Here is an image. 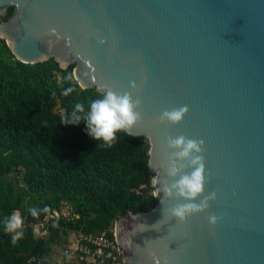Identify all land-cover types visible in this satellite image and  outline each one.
<instances>
[{"label": "water", "instance_id": "obj_1", "mask_svg": "<svg viewBox=\"0 0 264 264\" xmlns=\"http://www.w3.org/2000/svg\"><path fill=\"white\" fill-rule=\"evenodd\" d=\"M0 39L24 66L75 65L83 90L139 101L125 133L149 143L157 205L116 221L122 264H264V0H0ZM184 105L181 122L160 120ZM181 135L204 142V192L191 202L215 193L185 222L172 209L190 201L165 192L193 170L168 145Z\"/></svg>", "mask_w": 264, "mask_h": 264}, {"label": "trees", "instance_id": "obj_2", "mask_svg": "<svg viewBox=\"0 0 264 264\" xmlns=\"http://www.w3.org/2000/svg\"><path fill=\"white\" fill-rule=\"evenodd\" d=\"M14 16L10 8L1 22ZM75 68L62 70L53 59L24 66L0 39V264H59L54 248L70 233L114 232L119 218L157 205L148 141L121 132L110 147H98L83 123H62L76 103L87 108L100 94L79 86ZM45 206L36 217L29 212ZM66 207L79 219L54 221L49 238H37L35 227ZM13 212L25 226L16 243L3 225Z\"/></svg>", "mask_w": 264, "mask_h": 264}, {"label": "clouds", "instance_id": "obj_3", "mask_svg": "<svg viewBox=\"0 0 264 264\" xmlns=\"http://www.w3.org/2000/svg\"><path fill=\"white\" fill-rule=\"evenodd\" d=\"M135 88V82L132 83ZM72 92V88L63 90V95H68ZM139 101H133L129 93L117 94L111 88L105 86L102 94H98L95 98L88 102L87 108L82 103H76L69 114L62 118L64 125H78L83 123L87 134L98 142V147H110L116 140L117 134L126 132L140 120V113L136 111V106ZM189 108L184 105L172 110H165L160 115L161 121H168L170 123H179L183 120ZM203 141H197L185 136H176L170 138L168 145L174 150V156L177 160H190L193 165V170L190 174L181 175L180 178L166 188L165 192L171 196L172 191L175 190L180 196L190 201L180 204L172 209V215L180 222H185L190 216L201 213L208 208V199H214L215 193H210L208 197L200 200L199 203L195 201L204 192L205 187V171L206 166L202 155ZM169 175L176 176L179 173V168L173 164L169 168ZM150 183L156 185L158 183L157 177H151ZM157 195V192L154 193ZM47 212L48 208L45 206L42 209L32 207L29 209L30 214L36 217L40 212ZM219 217L215 214L208 216L210 225H216ZM4 231L11 234L12 243L23 235L20 229L23 226V219L18 212H13L3 221Z\"/></svg>", "mask_w": 264, "mask_h": 264}, {"label": "built area", "instance_id": "obj_4", "mask_svg": "<svg viewBox=\"0 0 264 264\" xmlns=\"http://www.w3.org/2000/svg\"><path fill=\"white\" fill-rule=\"evenodd\" d=\"M79 216L69 208L62 212H56L44 222L38 224L36 237L46 240L50 236L51 225L54 221L70 220L77 221ZM22 226L21 230H24ZM20 230V231H21ZM113 231H104L97 234H84L77 231L72 248L65 250L64 257L75 264H122V257L114 239L110 237Z\"/></svg>", "mask_w": 264, "mask_h": 264}, {"label": "rangeland", "instance_id": "obj_5", "mask_svg": "<svg viewBox=\"0 0 264 264\" xmlns=\"http://www.w3.org/2000/svg\"><path fill=\"white\" fill-rule=\"evenodd\" d=\"M66 210H68V207H66ZM75 237H76V234L70 233L68 236H66L64 238V242L65 241L67 242L66 245L56 246L54 248V258L59 264H75L71 260L68 262V260L65 259V257H64L65 250H68L69 248H72V244L74 242Z\"/></svg>", "mask_w": 264, "mask_h": 264}]
</instances>
